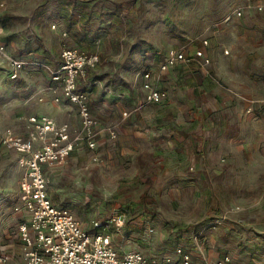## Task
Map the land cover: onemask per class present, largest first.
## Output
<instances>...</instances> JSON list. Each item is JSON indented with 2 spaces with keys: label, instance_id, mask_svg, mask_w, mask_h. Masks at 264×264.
I'll use <instances>...</instances> for the list:
<instances>
[{
  "label": "rangeland",
  "instance_id": "rangeland-1",
  "mask_svg": "<svg viewBox=\"0 0 264 264\" xmlns=\"http://www.w3.org/2000/svg\"><path fill=\"white\" fill-rule=\"evenodd\" d=\"M241 1L0 0V43L8 55L53 67L64 47L99 56L79 87L90 93L95 117L100 107L121 108L109 122L115 139L102 131L96 150L76 144L45 174L51 201L69 208L84 230L100 233L120 255L139 251L160 264H181L180 247L195 264L225 255L240 264H264V35L255 34L234 51L228 47L232 35L225 19ZM204 40L197 49L209 62L196 58L167 70L161 78L172 104L148 106L252 107L256 133L249 143L231 147L239 158L219 160L228 171L217 174L204 159L196 172L192 166L178 178L147 150L131 151L133 108L144 103L140 74L147 63H159L169 49L190 56L191 45ZM8 70V59L0 54V137L6 128L23 133L25 118L42 113L68 123L72 136L79 133L78 115L54 101L43 68L26 64L17 79ZM218 117L232 121V135L239 132L234 113L211 112L204 121ZM20 174L18 154L0 142V247L10 256L0 264H24L18 236L22 214L14 210ZM120 212L125 218L117 225L111 218ZM96 221L101 226L95 227Z\"/></svg>",
  "mask_w": 264,
  "mask_h": 264
},
{
  "label": "built area",
  "instance_id": "built-area-1",
  "mask_svg": "<svg viewBox=\"0 0 264 264\" xmlns=\"http://www.w3.org/2000/svg\"><path fill=\"white\" fill-rule=\"evenodd\" d=\"M254 6L258 11H264V2ZM235 14L240 16L241 9H236ZM203 43L206 44V41ZM0 54L8 59V75L11 79H17L26 64L43 68L48 74L54 101L64 100L74 105L80 121L79 133L72 136L68 123H59L43 113L31 114L25 118L23 133L6 128L0 137L3 146L18 154L21 174L18 180V201L14 210L22 214L18 236L24 264H160L159 261L145 258L139 251H128L120 255L110 244L105 243L100 233L84 230L72 211L67 207L55 205L48 194L49 181L43 170L44 165L66 160L79 143H84L92 151L96 150V138L102 131L108 133L110 138L116 136L111 126L101 127L91 111L89 92L79 87L80 77L87 69L97 65L98 54L64 47L60 53V61L55 67L10 56L5 45L1 43ZM194 58H201L203 64L209 62L202 49H196L192 56L170 49L157 64V69L165 71L177 63L190 62ZM153 70L151 65H146L141 71L145 104L159 103L166 96V92L157 87L158 77L154 75ZM97 158L94 154L93 159ZM124 218L125 213L120 212L113 216L111 221L121 225ZM94 226L99 227L101 223L96 221ZM176 254L181 264H195L188 251L178 247ZM8 259V254L1 251L0 263ZM205 264L240 263L225 255Z\"/></svg>",
  "mask_w": 264,
  "mask_h": 264
},
{
  "label": "crops",
  "instance_id": "crops-1",
  "mask_svg": "<svg viewBox=\"0 0 264 264\" xmlns=\"http://www.w3.org/2000/svg\"><path fill=\"white\" fill-rule=\"evenodd\" d=\"M259 2H264V0H250L249 2L247 0H242L240 5H238V7L235 8L225 19V22H229L228 28L232 35L227 45L233 49V51L238 47H245L247 41L254 37L255 34L264 35V11H258L254 6ZM250 7L255 9L256 14L251 12ZM236 9H241L242 14L240 16L235 14ZM203 44L204 43L202 42V45H191L193 51L190 53V56L193 55L197 48L203 47ZM169 50H167V52ZM147 51H149L148 48ZM155 52L153 53L154 56L151 57L156 58L157 55L155 56ZM195 59L196 58L192 59L190 62H194ZM157 64L158 63L156 62H151L146 65H151V67H153L154 75L158 77L156 81L157 87L160 90L165 91L166 96L159 103H141L133 108L134 116L131 120V131L133 135L132 142L135 146L131 151L139 154L140 152L147 150L148 154L159 157L160 162L161 164H164L165 169L178 178L186 177L188 169L192 166H194L196 172L202 167V161L204 159L211 161L209 168L217 174L224 169L228 171L230 169L229 165H226L225 167L223 165L221 166L219 160L226 159L227 161H230L233 156L239 158L240 155L235 156L231 154V147H235L237 143H249L251 137H255L256 130L254 129L256 126L255 123L250 120L254 114L252 113V107H244L242 109L235 107V110L234 107H170L169 105L168 107H150L148 105H159L163 102L172 104L170 99L173 94L167 90L168 88L165 85L166 82L161 78V75L167 70L168 73H170L172 67L187 63H177L175 66L169 67L165 71H159L157 69ZM140 77L142 79L141 89L144 93V101L145 91L142 87L143 78L141 74ZM52 95L54 96L53 92ZM92 103L93 99L90 97V105H92ZM61 104L63 105L62 107L74 109L76 115H78L75 106L71 103L63 100ZM100 108H102V110L100 109V113L96 111V117L99 118L98 121L105 122V126H112L109 122H113L114 119H116V113H118L121 108L116 107L115 111H111L113 110L111 107ZM216 111L220 114L228 112L236 115V122L238 124V128L236 129L239 130L236 135H232L233 133L230 131L232 121L227 119L228 115L226 118L218 117L217 121L214 123L204 121V117H207L209 113ZM186 112H194V118H189ZM184 117L187 118L185 119ZM146 126L147 128H145ZM100 134L109 136L106 132ZM119 136L121 140L122 135ZM208 146L211 149L210 152L206 151ZM62 162L63 161L52 165H44V173L47 169L61 164ZM206 167L208 168V166ZM1 251H5L9 256L8 250H6L5 246L0 247V252ZM19 251L23 260L20 250V242Z\"/></svg>",
  "mask_w": 264,
  "mask_h": 264
}]
</instances>
